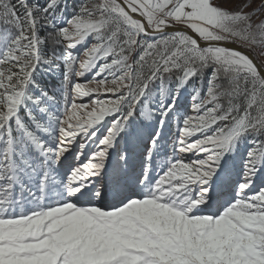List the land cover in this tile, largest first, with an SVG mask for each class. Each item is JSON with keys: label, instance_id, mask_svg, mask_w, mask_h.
<instances>
[{"label": "snow or ice", "instance_id": "obj_1", "mask_svg": "<svg viewBox=\"0 0 264 264\" xmlns=\"http://www.w3.org/2000/svg\"><path fill=\"white\" fill-rule=\"evenodd\" d=\"M0 264H264V0H0Z\"/></svg>", "mask_w": 264, "mask_h": 264}]
</instances>
